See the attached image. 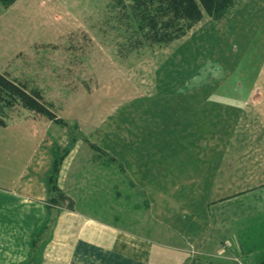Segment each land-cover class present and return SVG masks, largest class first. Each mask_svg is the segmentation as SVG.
Masks as SVG:
<instances>
[{
  "label": "crops",
  "instance_id": "1",
  "mask_svg": "<svg viewBox=\"0 0 264 264\" xmlns=\"http://www.w3.org/2000/svg\"><path fill=\"white\" fill-rule=\"evenodd\" d=\"M250 112L239 138L233 125L238 141L228 157L212 148L217 139L191 160L170 130L157 143L154 107H123L94 128L39 117L0 126V264H233L231 256L264 264V147L254 143L264 141V114L255 129ZM75 124L103 154L74 134L62 141ZM54 144L69 149L56 184L73 210L49 202Z\"/></svg>",
  "mask_w": 264,
  "mask_h": 264
},
{
  "label": "rangeland",
  "instance_id": "2",
  "mask_svg": "<svg viewBox=\"0 0 264 264\" xmlns=\"http://www.w3.org/2000/svg\"><path fill=\"white\" fill-rule=\"evenodd\" d=\"M112 1L22 0L12 13H7L12 6L0 4V72L28 92L38 91L41 101L66 123L82 120L94 128L101 118L114 122L123 107H154L160 113L149 125L156 130L152 139L157 143L164 140V129L170 130L172 141L180 144L183 138V145L174 146L188 149L191 160L218 139L212 148L228 157L244 133L245 112L253 110L246 121L253 115L255 129L262 123L264 0H234V8L220 21L204 16L170 45L133 52L124 28L116 30L118 12L111 9ZM201 89L205 98L198 97ZM217 91L219 98L212 97ZM28 115L16 105L8 117ZM235 122L238 138L233 135ZM70 127L72 132L62 130L63 142L74 134L84 149L103 154L84 140L86 126ZM254 143L264 147L259 136ZM235 259L231 256L233 264Z\"/></svg>",
  "mask_w": 264,
  "mask_h": 264
},
{
  "label": "trees",
  "instance_id": "3",
  "mask_svg": "<svg viewBox=\"0 0 264 264\" xmlns=\"http://www.w3.org/2000/svg\"><path fill=\"white\" fill-rule=\"evenodd\" d=\"M16 2L17 0H0L4 9L10 8ZM233 6L234 0H113L110 7L118 12L116 30L124 28L125 39L129 42L130 52H133L144 48H164L185 36L204 16L219 21ZM16 105H19L23 112H29L28 116L31 118L42 117L58 125L68 126L62 119L56 118L50 105L41 101L38 91L28 92L24 85L0 72V126L5 127L30 118L14 120L11 116L8 117L9 110ZM72 126L77 128L76 124ZM68 152V148L61 149L54 144V160L46 176V184L50 204H65L69 210H73V201L63 194L56 184L60 165ZM261 263H264V259Z\"/></svg>",
  "mask_w": 264,
  "mask_h": 264
},
{
  "label": "built area",
  "instance_id": "4",
  "mask_svg": "<svg viewBox=\"0 0 264 264\" xmlns=\"http://www.w3.org/2000/svg\"><path fill=\"white\" fill-rule=\"evenodd\" d=\"M234 261L236 262L235 264H245V263H242L240 260H238V258H236Z\"/></svg>",
  "mask_w": 264,
  "mask_h": 264
}]
</instances>
